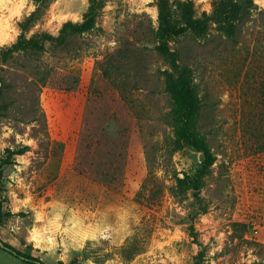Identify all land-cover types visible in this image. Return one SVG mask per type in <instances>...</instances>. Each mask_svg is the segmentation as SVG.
I'll list each match as a JSON object with an SVG mask.
<instances>
[{"label": "rangeland", "instance_id": "obj_1", "mask_svg": "<svg viewBox=\"0 0 264 264\" xmlns=\"http://www.w3.org/2000/svg\"><path fill=\"white\" fill-rule=\"evenodd\" d=\"M160 1L52 0L25 38L69 22L67 42L32 55L12 46L36 1L0 0V159L23 151L0 165L3 211L21 213L1 241L45 264H264V0L233 35L214 0H165L167 37ZM165 71L202 103L192 131L215 162L196 182ZM0 264L28 263L0 248Z\"/></svg>", "mask_w": 264, "mask_h": 264}, {"label": "trees", "instance_id": "obj_2", "mask_svg": "<svg viewBox=\"0 0 264 264\" xmlns=\"http://www.w3.org/2000/svg\"><path fill=\"white\" fill-rule=\"evenodd\" d=\"M37 3V8L34 12H32L29 16L26 17V19L21 23L22 24V30L23 33L20 35V38L17 42H15L12 46V51H19L22 53H31L32 55H37L45 51V42L47 40L55 39L58 44H64L67 42L68 36L66 35L67 28L70 26L71 23H65L64 30L62 31V34L57 37H54L46 32H43L41 35H43L42 42L37 41L36 39L41 35H34L30 39H26L25 34L29 31L31 26H33L38 20H40L41 17L45 14V11L47 7L51 4L52 0H35ZM92 5H94L95 0H91ZM164 2L165 0H161L158 4L159 7V16H160V24H159V31L161 33L162 37H167L171 34L175 33V29L173 27L172 22L169 19L168 13L165 12L164 9ZM184 4L187 6L188 9V20H187V28L193 33H195L198 36H207L208 30L211 27L210 21L213 20L211 18V15H208L204 13L203 16H199L197 14V11L195 7L192 5V1L187 3L184 2ZM214 11H218V16L220 17L222 14H225L228 12V29H230V35L234 34L235 25L233 26L234 18H240L241 20H244L247 16H249L253 9L255 8V2L254 0H229V2L224 0H214ZM230 18V19H229ZM82 29H75V33L78 31H84L87 28H90L93 26V17L88 16V19L85 23L82 25ZM158 51L163 55L166 56L170 50V47H168L167 44H163V46H159ZM166 75V81H167V90L171 94L178 93L181 97V105L182 110L184 113L183 121L180 124L183 136L185 139L194 146L198 151L203 152L204 159L201 164V167L197 173V175L194 176L195 182L198 179L202 178V174L215 162V156L213 152L211 151V147L205 137L198 136L195 132L192 131V127L194 124H199V120L202 117V103L197 102V95L193 94L190 89L186 85H181L180 88L177 86V83L175 79L171 76V72L165 71ZM9 150V155L6 157V159H0V165L3 164H12V155L17 153H23V151H16V150ZM182 180V179H179ZM194 188L197 190V184L194 183ZM21 213H13L11 211H3L2 203L0 201V224L2 220L5 217H12L15 215H20ZM0 248L8 251L9 253L15 255L18 258H21L24 262L28 264H45L39 257L27 254L10 243L1 241Z\"/></svg>", "mask_w": 264, "mask_h": 264}, {"label": "water", "instance_id": "obj_3", "mask_svg": "<svg viewBox=\"0 0 264 264\" xmlns=\"http://www.w3.org/2000/svg\"><path fill=\"white\" fill-rule=\"evenodd\" d=\"M0 245H2L1 242H0Z\"/></svg>", "mask_w": 264, "mask_h": 264}]
</instances>
